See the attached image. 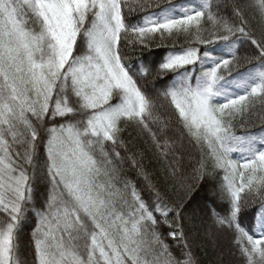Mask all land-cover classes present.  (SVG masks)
<instances>
[{
	"label": "snow or ice",
	"instance_id": "1",
	"mask_svg": "<svg viewBox=\"0 0 264 264\" xmlns=\"http://www.w3.org/2000/svg\"><path fill=\"white\" fill-rule=\"evenodd\" d=\"M245 7L264 25V0H237L229 16L196 0H0V264H27L17 237L33 213V264H197L183 205L170 207L147 174L149 200L121 180L117 148L132 125L172 155L174 187L189 179L176 152L196 151L191 178L220 177L214 223L231 232L240 264H264V135L233 130L264 101V31ZM181 35L156 66L167 83L154 95L141 82L144 63L156 64L151 45ZM238 44L256 52L243 71H233ZM127 45L148 50L139 66ZM249 194L258 207L244 211Z\"/></svg>",
	"mask_w": 264,
	"mask_h": 264
},
{
	"label": "trees",
	"instance_id": "2",
	"mask_svg": "<svg viewBox=\"0 0 264 264\" xmlns=\"http://www.w3.org/2000/svg\"><path fill=\"white\" fill-rule=\"evenodd\" d=\"M196 2L219 4L221 14L229 16L232 6L237 3V0H196ZM239 2L246 5L252 3L253 0H239ZM216 10L214 7L213 11ZM244 11L250 27L259 35L261 31H264V25L256 15V9L245 7ZM133 17V23L137 22L136 18H143L139 12L134 13ZM184 41L185 38L182 35L164 41L157 37L151 45V59L155 60L156 64L144 63L145 67L151 69V73L141 82L154 95L162 92L164 84L167 83V81L161 83L156 72V66L167 55V48L179 47ZM158 45L161 47L158 48ZM237 47L239 50L236 55L241 59L239 67L234 68L233 71H243L246 67H249L243 58L248 57L251 59L256 56V52L248 44L243 46L238 44ZM146 55H148L147 49L132 47L131 45H127L125 48L126 59L133 66H139ZM253 63H256V61L253 60ZM256 71L259 72L260 69L257 68ZM160 102L163 103V101ZM233 130L237 135L249 133L255 139L258 135L264 134V101H255L245 114L237 116L233 122ZM121 139L127 145V149L117 148V151L121 154L120 167L123 173L121 180H128L135 184L137 190L143 193L146 200H149L151 191L147 186L148 182L143 179V175L147 174L151 183L160 191L170 207L183 205L182 216L178 219L182 224L185 237L197 260V264H240V255L233 244L231 232L220 228L214 223V212H222L223 198L219 191L220 177H217L215 173H211L204 180L191 178L192 168L195 166L197 156L196 151L185 144L179 152H176V156H183L180 166L183 174L189 177L184 188H180L178 184L174 187L172 182L170 169L175 163L172 155L170 154L166 158L161 154L146 133H142L134 125L127 126L121 134ZM133 158L135 163H133ZM231 158L242 162L239 152H234ZM209 171L211 172V170ZM40 191V200H42L44 189L41 188ZM36 204L38 207L39 203L36 202ZM253 207H258V201L255 199L254 194H249L242 201V210L247 211ZM171 219H173V216H169V220ZM34 228L35 217L33 213L21 225L17 237L18 257L26 261L27 264H33L34 260L32 238ZM161 231L166 235L168 229L164 227ZM166 242L174 247L180 243L170 238L166 239Z\"/></svg>",
	"mask_w": 264,
	"mask_h": 264
},
{
	"label": "rangeland",
	"instance_id": "3",
	"mask_svg": "<svg viewBox=\"0 0 264 264\" xmlns=\"http://www.w3.org/2000/svg\"><path fill=\"white\" fill-rule=\"evenodd\" d=\"M262 135H264V134H260V135H258V136H257V139H259Z\"/></svg>",
	"mask_w": 264,
	"mask_h": 264
}]
</instances>
